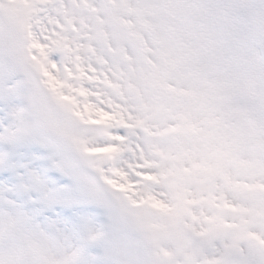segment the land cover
Returning a JSON list of instances; mask_svg holds the SVG:
<instances>
[{
	"label": "snow or ice",
	"instance_id": "1",
	"mask_svg": "<svg viewBox=\"0 0 264 264\" xmlns=\"http://www.w3.org/2000/svg\"><path fill=\"white\" fill-rule=\"evenodd\" d=\"M233 7L229 0H30L0 10V50L7 57L0 65V233L39 248L45 234L34 241L28 227L46 225L67 237L75 220L71 238L80 248L98 239L77 209L84 202L47 187L42 173L64 164L35 146L42 141H29L31 114L71 136L141 231L148 209L168 215L170 230L189 215L202 225L184 245L190 259L162 258V233H152L150 264H264V204L237 205L226 193H189L190 186L172 182L209 168L206 149L223 150L239 135L237 96L259 88L264 107V67L258 84L246 70L250 52L228 38ZM153 119L165 133L192 140L193 155L181 167L161 163L183 157L149 139ZM139 129L144 140L137 147ZM158 187L170 199L162 200ZM23 255L10 252L0 264H21Z\"/></svg>",
	"mask_w": 264,
	"mask_h": 264
},
{
	"label": "clouds",
	"instance_id": "2",
	"mask_svg": "<svg viewBox=\"0 0 264 264\" xmlns=\"http://www.w3.org/2000/svg\"><path fill=\"white\" fill-rule=\"evenodd\" d=\"M229 2L235 7L228 21V38L250 52V65L246 70L255 72L259 84L264 67V0ZM0 3L8 7L7 0H0ZM6 59V54L0 50V65ZM27 126L29 141H42L35 146L64 164V170L51 168L42 173L47 187L69 190L84 202L77 205V209L90 219L98 239L90 241L88 247L80 248L71 238L75 220L67 225V237L58 238L47 230L46 225L28 227L26 231L31 233L34 241L39 239V233L45 234L41 246L32 248L28 243L15 241L11 235L0 233V256L23 250L21 264H47L50 259H54L56 264H64L66 259L69 264H84L92 258H95V264H150L151 249L135 217L116 199L111 187L89 164V158L78 150L71 136L41 123L31 114L27 118ZM68 127L74 129L78 126L69 123Z\"/></svg>",
	"mask_w": 264,
	"mask_h": 264
},
{
	"label": "rangeland",
	"instance_id": "3",
	"mask_svg": "<svg viewBox=\"0 0 264 264\" xmlns=\"http://www.w3.org/2000/svg\"><path fill=\"white\" fill-rule=\"evenodd\" d=\"M7 2L12 4L10 7H20L27 5L30 0H7ZM253 91L255 92V90ZM251 98H255L254 93H251L249 96H237L233 101L235 110L241 115L239 135L223 150L206 149L207 159L211 162L209 168L197 170L189 175H177L173 177L172 182L178 188L183 190L185 186L180 185V182L186 181V186H190L189 193L193 189L197 192L203 191L206 193L215 190L217 197L214 198H218L219 195L226 193L228 199L237 205L240 204L239 200L243 195L254 192L260 194V205L264 204V183H262V176H264V110L261 115L257 111L253 117L250 116V110L248 112L244 111V103ZM243 99L245 102H243ZM130 106L135 112V105L132 104ZM150 126L153 129L154 135L149 137V139L158 145L160 149L167 152L165 149L169 150V148L166 145H161V136L165 133L163 131V123L160 120L153 119L150 121ZM135 135L139 139L134 142L139 147L140 142L144 140L143 129L137 130ZM192 143V140H190L187 147H181L183 154H176L177 157H183V161L180 159H169L161 161V163L168 167H181L193 155L190 151ZM217 156H221L220 163L215 161L217 160ZM212 166H214V170ZM204 175L209 176L211 180L210 183L205 184L206 186L201 185V188L199 185L202 184ZM193 179L197 180V186H194L193 183L190 184ZM156 190L159 192L162 200L170 199L167 194V188L161 187V189L157 188ZM186 200L190 203L191 207L196 209L198 214H202L200 204H191L190 194L186 197ZM229 215L231 217L232 214ZM146 217L148 224L144 231H147L149 236L152 233H162L160 242L162 258L176 259L178 255H181L186 259H190L191 254L189 253L191 252L185 251L184 247L181 246L191 239L194 232H199L202 227L199 222L194 226L192 216L189 215L185 218L179 229L170 230L168 228L170 223V217L168 215L148 209L146 210ZM202 239H206V237H202Z\"/></svg>",
	"mask_w": 264,
	"mask_h": 264
}]
</instances>
